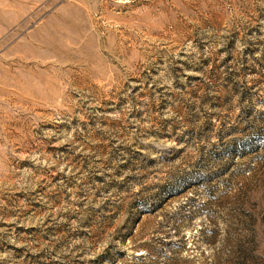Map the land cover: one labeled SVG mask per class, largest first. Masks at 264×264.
<instances>
[{
	"label": "rangeland",
	"instance_id": "374dc122",
	"mask_svg": "<svg viewBox=\"0 0 264 264\" xmlns=\"http://www.w3.org/2000/svg\"><path fill=\"white\" fill-rule=\"evenodd\" d=\"M0 264H264V0H0Z\"/></svg>",
	"mask_w": 264,
	"mask_h": 264
}]
</instances>
